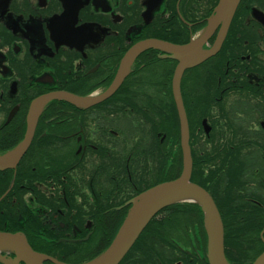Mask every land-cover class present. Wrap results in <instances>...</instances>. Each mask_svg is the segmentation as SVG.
<instances>
[{
	"label": "flooded vegetation",
	"instance_id": "af4514ba",
	"mask_svg": "<svg viewBox=\"0 0 264 264\" xmlns=\"http://www.w3.org/2000/svg\"><path fill=\"white\" fill-rule=\"evenodd\" d=\"M219 1L0 0V151L22 142L34 100L101 95L134 45L201 37ZM178 63L145 48L102 101L46 102L16 168L0 171V230L24 234L45 264H79L105 249L128 202L157 182L161 153L182 152L167 134ZM180 90L202 170L195 182L220 204L224 231L242 240L246 257L231 264H253L264 252V0L239 2L218 52L186 68ZM172 130L180 137L179 120ZM194 217L191 208L166 217L164 240H140L119 264H180L190 254L209 264Z\"/></svg>",
	"mask_w": 264,
	"mask_h": 264
},
{
	"label": "water",
	"instance_id": "95a60500",
	"mask_svg": "<svg viewBox=\"0 0 264 264\" xmlns=\"http://www.w3.org/2000/svg\"><path fill=\"white\" fill-rule=\"evenodd\" d=\"M239 1L220 0L202 36L187 44H172L149 39L134 45L126 54L112 84L104 93L95 98L81 97L67 92L49 93L37 98L31 104L28 128L22 142L10 152L0 153V170L16 168L31 143L39 112L47 101L62 98L79 106H90L102 101L114 93L127 73L131 61L143 49L154 47L166 50L179 62L173 76L172 91L180 124V140L183 151L182 171L178 177L160 182L132 198L128 202L131 207L111 245L98 257L83 264H119L147 224L159 211L168 205L182 202L197 203L203 211L204 225L208 234L207 258L209 264H229L225 255L224 224L219 209L212 195L204 187L191 180L193 159L189 124L180 90V81L186 68L195 66L218 52ZM219 27L215 44L207 50L203 49L207 40ZM0 250H11L15 256L8 259L0 253L2 264H20L21 261L25 264H45L44 261L50 259L47 255L36 252L28 243L25 235L19 232L0 231ZM54 262L55 264H65ZM253 264H264V252L256 258Z\"/></svg>",
	"mask_w": 264,
	"mask_h": 264
},
{
	"label": "trees",
	"instance_id": "16d2710c",
	"mask_svg": "<svg viewBox=\"0 0 264 264\" xmlns=\"http://www.w3.org/2000/svg\"><path fill=\"white\" fill-rule=\"evenodd\" d=\"M173 117H174V115H173ZM168 123H169V129L167 131L168 138H172L173 141L176 139L179 140L180 138H179L178 132L176 134L172 130V127H175L176 125H178L176 111H175L174 119H169ZM171 124H172V126H171ZM161 154L162 155L160 158L161 159L160 162L151 171V173H155L157 171V174H158L157 182H154L152 184L147 185L141 191L146 190L147 188L151 187L152 185H154L156 183L176 178L179 175V173L181 172V169H182V152L181 151H179V152L175 151L174 152L173 148L170 147L169 151H163ZM201 171L202 170H200V168H197V164L194 161V170H193V174H192V180L197 182L198 181L197 179L199 177L198 172H201ZM216 203L219 204L218 202H216ZM0 208H1V205H0ZM188 208L194 209L197 212V217H194V220L197 221V223L200 227L199 231L202 230L203 237L206 238V232H205V228H204V215H203V211H202L200 205H198L196 203H177V204L170 205V206L166 207L165 209H163L160 213V215H163V216H161V218L155 217L148 224V226L145 228V230L142 232V234L139 236L137 242H135V243L137 244L140 240H148V241H150V240H159V241L164 240L166 227L168 226L167 223H165L166 217H171L173 214L180 211L181 209L187 210ZM165 214H166V217H164ZM222 217H223L222 219L224 220L225 219L224 214L222 215ZM225 226H226V229H225V252H226V256H227L229 261L241 260V257H246L245 256V250L241 246L242 240L241 239H237V240L231 239V237H230V230L231 229L228 228L227 224ZM151 252H152V250H149L147 255H151ZM191 256L192 255L190 254L189 258ZM150 257H152V256H148V258H150ZM189 258H186L184 261L180 262V264H195L196 263V260L194 258L193 259L190 258V260H189ZM202 260L204 261V260H206V258H204ZM152 264H159V262H156L155 260H153ZM171 264H173V263H171ZM206 264H207V262H206Z\"/></svg>",
	"mask_w": 264,
	"mask_h": 264
},
{
	"label": "rangeland",
	"instance_id": "374dc122",
	"mask_svg": "<svg viewBox=\"0 0 264 264\" xmlns=\"http://www.w3.org/2000/svg\"><path fill=\"white\" fill-rule=\"evenodd\" d=\"M205 48H206V47H205ZM20 142H21V141H18L16 144H14L13 146H11L8 150L3 149V150L0 151V152H5V151H6V152H10L11 150L15 149L16 146L20 144ZM2 254L4 255V254H6V253L2 252ZM7 254H8V253H7ZM8 255H10V254H8Z\"/></svg>",
	"mask_w": 264,
	"mask_h": 264
}]
</instances>
